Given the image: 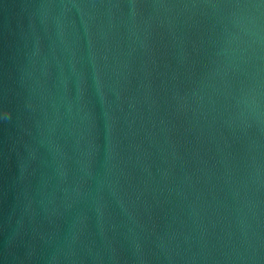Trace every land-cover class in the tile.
<instances>
[{"label":"water","instance_id":"water-1","mask_svg":"<svg viewBox=\"0 0 264 264\" xmlns=\"http://www.w3.org/2000/svg\"><path fill=\"white\" fill-rule=\"evenodd\" d=\"M0 264H264V0H0Z\"/></svg>","mask_w":264,"mask_h":264}]
</instances>
